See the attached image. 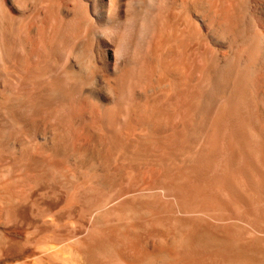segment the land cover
<instances>
[{
    "label": "bare ground",
    "instance_id": "obj_1",
    "mask_svg": "<svg viewBox=\"0 0 264 264\" xmlns=\"http://www.w3.org/2000/svg\"><path fill=\"white\" fill-rule=\"evenodd\" d=\"M0 264H264V0H0Z\"/></svg>",
    "mask_w": 264,
    "mask_h": 264
}]
</instances>
